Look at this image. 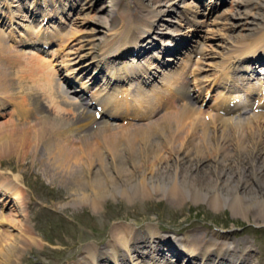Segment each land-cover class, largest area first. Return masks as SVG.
<instances>
[{
	"label": "bare ground",
	"instance_id": "obj_1",
	"mask_svg": "<svg viewBox=\"0 0 264 264\" xmlns=\"http://www.w3.org/2000/svg\"><path fill=\"white\" fill-rule=\"evenodd\" d=\"M61 1L49 0V3L44 1V4L54 6ZM122 1L113 0L106 16L100 14L96 16L97 26L94 30L98 29V31L91 38L96 41L99 39V41L97 47L93 46L92 42L90 43V51H93L89 54L95 63V70L100 68L103 74L99 79L100 83L95 85L93 90H89V96L86 93L92 77L81 81L79 86L72 84L69 88L66 87V81L80 80L81 74L89 69L91 63L80 64L73 70H68L69 73L63 72V69H69L68 66L71 65L65 61L71 60L69 56L65 59L62 58L63 56L59 58L58 52L53 55L54 65L57 67L54 73L51 74L49 70L42 71L45 65L41 64L43 63L41 60H37L41 62L42 67L36 62L35 67L32 65L34 73L27 68L32 77L27 74L18 75L19 79L22 78V82L23 80L30 81V83L35 82V86L37 85L39 89L32 90L33 85H31L30 88L28 87L29 90L24 92L25 87L15 79L17 76L15 66L21 67L19 58L25 57V49H22V45L34 44L36 40L46 45L50 40L48 41V37L43 32L34 39L28 33L27 38H24L23 33H19L23 39H16L12 30L9 29V38L21 44L20 49L12 51L11 48L5 46L2 31H0V93L6 94L4 96L7 97L6 100L0 98V110L5 109L6 103L15 102L14 110L18 117L11 123L8 122L9 127L3 130L0 128L2 130L0 131V160L7 154L9 156L15 154L20 159H25L35 154L42 146L47 155V161L42 164L49 163L52 165L51 169L56 168L61 172L58 171L60 174L57 172L60 177L73 179L71 188L76 186L73 190L80 192L79 197L73 198L75 202L86 200L93 205L108 195L127 196L130 191L135 195H141L151 190L161 191L162 194L165 192L169 198L177 201L182 200L184 194L199 198V200L207 197L213 206L219 203L220 197L223 200L229 199L232 204L237 205L241 203L240 198L254 203L256 201L259 204L264 203V125H259L264 118V112L260 111L254 115L255 118H252L254 122L247 121L244 124L240 122L232 124L230 118L225 115L226 109L233 108L229 105L230 100L226 104V98L230 95V97L234 94L239 98L243 97L245 104L247 101L255 100L256 103L254 101L252 104H256V107L260 106V101L264 99V67L259 66L262 73L258 76L252 69L253 64L248 62L256 58L255 64H264V0H234V7L221 14L222 29L231 30L229 33H223L222 30L220 35L215 36L214 39V43L220 47L218 56L222 57L223 63L217 68V72L214 73V68L205 75H202L203 69L199 67L192 69L189 81L185 79L189 76L187 71L181 70L185 74V80H182L178 76L180 73L177 69H173V66L161 68V63L157 59L154 60L153 55L142 56L144 53L142 50L156 35L165 37L161 41L171 45L173 44L172 34V36L184 34L186 38L181 41L187 44L188 35L192 32L191 28H186L181 33L183 27L173 28L170 27V21L161 24L156 22V18L162 19L164 15L171 14L170 9L176 6V8H181V11H178L179 16H171L172 20L170 18L169 20L181 26L188 15L197 10V6L190 1L183 3V0H148V2L134 0L142 10L140 16L136 9L138 5H135L134 9L133 5L130 6L131 9L127 8V13L120 11L118 15L117 11L121 9L118 7ZM5 2L8 6H14L12 0H5ZM74 2L72 0L71 5H74ZM57 10L59 9H55L53 13L50 10L45 12L43 7H39L37 11H41L46 17L47 14L57 13ZM7 17L14 19V13L9 12ZM2 21L5 24V19ZM160 25H166L167 31L162 33ZM41 29L43 27L39 30ZM91 38H88L89 42ZM141 42L143 44H140ZM78 43L77 50H82L85 46L83 40L79 38ZM128 43H130L129 47L137 53L136 56H126L132 51L127 48ZM151 43L149 47L159 52L160 46L154 48V43ZM196 47L192 49L198 56L208 55L203 47L200 46L199 49ZM215 53L218 54V52ZM5 56H10V60L13 61L8 60L10 63H7ZM135 57H137L136 60ZM77 68L79 70H75L77 74L75 76L74 69ZM183 68L185 67L182 66ZM133 74H135L133 78H130L129 76ZM156 74L160 79L159 86L156 84L158 88H152L151 94L145 90L144 83L155 80L153 77ZM93 77L98 78V76ZM253 79L257 82L255 86L251 85ZM206 82L209 84L206 85ZM128 88L132 90L129 91ZM217 88L221 90L214 98H219L217 103L225 109L221 108L222 113L219 112L213 117L209 115L211 119L207 116L203 119L204 115L201 116L202 111L198 104L200 102L198 92L206 90L209 95ZM40 94L45 96L48 106L55 108V116L53 114L51 117L44 111L46 108H42ZM92 103L100 105V112L91 107ZM60 104L70 105L67 111L71 113L68 114L69 116H64L67 109H62L64 106L61 105V108ZM157 105L164 107V113L152 123L149 122L150 124L134 125L129 122L118 124L109 120V117L125 119L148 115ZM32 117H34L33 120ZM247 123L252 126L249 124L247 126ZM249 127L252 129H248ZM240 131H243L245 135ZM103 151L106 153L104 154ZM76 163L77 166L81 163L82 170L86 168L85 176V173L81 174L80 170L73 169ZM82 170L83 173L84 170ZM19 176L12 174L11 178L1 179L4 176L0 174L1 224L9 222L12 226L16 223L15 220L8 218L11 214H6L4 207H9L10 211L15 214L19 212L21 215L22 210L19 207L21 204L17 201L22 200L23 193ZM11 203H13L12 206ZM263 217L264 214L257 215L258 219H263ZM1 231L0 258L1 261H7L4 262L5 264H11L18 250V243L21 242L16 241L17 238L8 237L12 234L9 231L5 232L3 229ZM19 232L22 236V243L25 239V247L28 243H35V237L28 236L30 232L25 228ZM214 234L216 236L213 238L199 232L192 239H189L190 236L189 241L185 236L189 248L186 254L182 253L176 257L177 242L173 241L167 233L160 232L159 234L149 224L145 233L140 235L129 226L122 225L113 236L112 242L105 245L107 250L103 247L98 249L93 245H88L84 248L85 254H80L77 257L78 260L73 263L69 262V264H130V261L132 264H168L172 262L169 257L171 255L175 256L174 264H254L252 245H249L248 241L228 239L217 231ZM5 239H10V241L4 243ZM134 256H136L135 259H133Z\"/></svg>",
	"mask_w": 264,
	"mask_h": 264
},
{
	"label": "rangeland",
	"instance_id": "obj_2",
	"mask_svg": "<svg viewBox=\"0 0 264 264\" xmlns=\"http://www.w3.org/2000/svg\"><path fill=\"white\" fill-rule=\"evenodd\" d=\"M12 1H13L12 5L16 6L14 7L15 9L13 8L11 9V11L14 13V25H13L14 29H11L9 27V24L0 26V31H2L1 33L3 35V41H4L5 46L7 48L8 47L11 48L12 51H15L16 49L21 48V46L20 47L18 46L19 41L16 43V42H13V40H10L8 36L10 30H12V33L16 39H23V37L19 35V33H23L25 36L24 38H27V36L29 37L30 35V37L34 39L35 37H37L36 36L37 34L40 35L41 32H43L48 37V41L50 40L51 42L50 48H48V52L42 53L38 51L37 49L31 48L28 46H25L28 48H25V47L22 48V49H25L24 50L25 53H27V55L29 56L28 57L24 53L25 57L24 56L23 57L26 59L28 58L27 60L29 61H27L26 59L22 57H21L22 60L21 58H19V63L21 67H19L20 68L19 69L18 68L19 65L15 66L17 67L15 68V71L17 69V76H15V79L18 83L22 84L25 87L23 88L24 92L25 91L27 92L29 90L28 87L30 88L31 85H33L31 86L32 90L33 89L39 90V89L37 85L35 86V82L30 83V81L27 82V80L26 81L23 80L22 82L21 80L22 78L19 79L20 78L19 76H22V74L23 75L27 74L28 76L32 77V74L30 71L34 73L33 69L35 65L36 64L40 65L41 63V62L39 63L37 60H41L43 62L41 64L45 65L44 66L45 68L43 67L42 71L49 70L51 74L54 73L55 70L57 69L53 61V58H54L53 55L55 52H58L59 58L62 56H63L62 58L64 59L67 56L70 57L71 61H65V62L71 63V65L68 66V68L69 67L70 68L63 69V72L69 73L68 70H71V69L73 70V68H76L80 64H85V63H91V66L89 67L88 71L82 73L81 78H85L87 75L92 76L94 73L97 72V69L95 70L94 68L95 63L89 54L91 51H93V50L90 51L89 45L92 42L94 44L93 46H96V47L98 46L99 39L96 41L91 38V36L96 34L98 31V29L94 30V28L97 26L96 16H98L99 14L101 16L102 15L106 16L107 13H109L108 11H110L111 9L113 0H75L76 5L74 6V9L67 7V4L70 3L69 0H62V4L63 6H65L64 12L60 13L62 4L57 3L55 7H59L58 8L59 12L57 14H53L52 18H49L48 20L47 18L46 20H43L41 15H39V17L36 18L34 13L36 12V9H37V3L42 4L44 1L49 3V0H24L23 2H24L25 9L23 7L21 8V5L18 3L17 0H12ZM188 1L196 5L197 10L194 12H191L192 13L191 15H188L183 25L179 26L178 24H176L177 22L171 21L172 20L171 16H175V15L179 16L180 12L178 11L179 10L181 11V8L179 7L176 8V6L172 10L170 9V11L173 14L171 13V14L164 15L162 19L156 18V22L163 24V22L165 21L166 22L170 21V27L171 26L173 28L183 27L181 33H183L186 30V28H191L192 32L190 33L189 37L193 41L192 47L197 46L196 49H199L201 46V48L203 47L204 52L208 54L207 56L200 57L197 55L196 52L192 53V52H188V50L186 51V55L188 54L186 56L187 58L185 60L186 62L179 61V62H184L185 66L179 65L180 66L179 70L178 69L177 70H178V73H180L178 76L182 80L186 79L189 81L191 77L190 74H192V71H193L192 69L199 67L203 69V71L201 72L202 75H205L207 73H210L211 69H214V68H215L214 73L215 71L217 72V68H219V66L223 63L222 57L218 56L220 54L219 53L220 47L214 43L215 42L214 39H215V36L217 37L220 35V32L222 30H223L222 31L223 33L224 32L229 33L231 31V30L227 31L225 28L222 29L223 26H221L220 24V21H221L220 18H221V14H223L224 11L231 10L234 7L235 1L234 0H223L222 2L218 1V6L216 8L214 7V4H212L211 7L208 6L209 0H183V3L188 2ZM216 1L217 0H215L214 3ZM14 2H17V3H14ZM145 2H148V0H145ZM4 4L7 5L5 3V0H0V12L2 11L4 12V14H7L8 10L6 7L4 8L5 6ZM132 5H133V9L135 8V5L136 6L138 5L136 9L137 11H139V16H140V13L142 10L140 9L139 4L134 0H123L122 2H120L118 9L119 8L121 9L117 11L118 15L120 11L121 13H125L128 9H131ZM55 7L52 4H49V6H46V4L43 5V9L45 10V12L50 9V11L52 10V13H53L54 12L53 10ZM169 18L171 20H169ZM59 20L61 22H59ZM40 27H43L41 31L39 30ZM159 28H161V31L163 32L167 31L165 29L166 25L164 26L160 25ZM27 29H30L28 30L29 35L25 34V30ZM37 30H39L40 32ZM48 33L50 36L48 35ZM213 35H214V38H212ZM79 38L83 40L84 45H85L82 48V50L81 49L77 50L78 45H79L78 43ZM88 38H91L90 42ZM156 39L161 41V40H164L165 37H161V36L158 37V35H156ZM174 40L177 43L178 41H181L184 39H181L180 37H175ZM161 42H165V41H161ZM179 43L180 42H178L177 44ZM155 52H158V51H155ZM215 52H218V54ZM4 53L6 54V52ZM31 53L32 55H30ZM67 54H70V55H67ZM81 55H84V56H81ZM36 56H37V59H36ZM4 58H7V60L4 59L6 60L7 63H10V61L11 62L13 61V60H10L11 59L10 56L9 57L5 56ZM29 58L32 60L31 62ZM8 60L10 61L8 62ZM48 61H49V64H48ZM25 63L26 65H24ZM182 66L185 68L182 69ZM186 67H188V75H189L188 78L187 77L185 78L184 77L185 74H183L181 71V70H184V72H186ZM27 68L30 71L27 70ZM75 70H79V68L74 69V71ZM76 75L77 74L75 71V76ZM157 80L160 81L159 78H157ZM132 81H136V80H132ZM99 83L100 81L97 84ZM127 83L128 82H126V84ZM150 83L152 84L151 86L152 88H156V89L158 88L156 87V83H158V81L156 82L155 80H153ZM205 84L208 85L209 82H206ZM255 84H257V82L255 81V79H253L251 82V85L255 86ZM92 86L89 85L87 89L88 93H89V90L91 91L94 89V88L93 89L90 88ZM189 86H190V83H189ZM152 88H148L145 90L152 94ZM131 90L132 89L129 88V91ZM220 90L221 89L218 88V89H215V92H211L210 98L208 100H207L208 94L206 93V90H202L198 92V94H200V102L201 103L205 102V99L207 101V104H205V106H203V108L201 109L202 111L201 116L204 115L202 117L203 119H205L206 116L209 119H211L215 114L219 113L218 103H217L218 98H214V97H216V95L220 92ZM255 91L257 92V90ZM202 93L204 95H202ZM0 94L2 95V96L0 95L1 96L0 98L6 100L7 98L5 97L6 94L4 93H0ZM132 95H134V92H132ZM39 97L41 100L42 108L43 109L46 108L44 111L48 113L50 116L53 114H54L53 116H55V108L48 106L49 104L45 96L40 94ZM45 103L47 106L45 105ZM6 105L7 106H5V109L3 108L0 110V128L2 130L9 127L10 125L9 123H11L16 118H18L14 110L15 102H8L6 103ZM61 105L62 104H60V107ZM48 107L50 109H48ZM62 107H61L62 109L64 108L67 109V110L64 109L66 111L64 116H69L68 114H71V113L70 112L67 113V111L70 105L63 104ZM51 108L52 109L54 108V109L52 110ZM260 110L261 108H259L258 110H254L253 108L245 109L242 111L235 110L233 112L228 113L226 117L230 118V121L232 122V124H235V122L236 123L240 122L244 124L247 121L252 123L254 122L253 121V119L255 118L254 115H256ZM163 113H164V110L162 111L161 109V111H158V112L155 111L154 113H152L151 116L154 119H152L151 116H144V117L136 116V118H128L127 120L124 119L118 122V124H125L128 122L132 124L133 123L146 124L148 122L147 124H150L152 123L153 120H156V118H158L160 114L162 115ZM209 115L212 117H210ZM31 119L33 120L34 117H32ZM134 120H139V121H134ZM150 120L151 122L149 123ZM263 120L260 121L259 125L261 126L264 125ZM4 123L6 124V126ZM248 124L249 123H247L246 125L248 126ZM250 126H252V124ZM259 127H256V128H259ZM1 129L0 131H2ZM248 129H252V127H249ZM240 132H242V134L244 133L243 131H240ZM156 138H158V136H156ZM207 139L208 141H210L209 138ZM103 153L105 154L106 151H103ZM7 155H4L3 159L0 160L1 161L0 163L2 165V166L0 165V169L2 168L0 170L1 171L0 174L4 176L1 179L7 178V177L11 178L12 174L20 175L19 176L20 184L22 185L21 192H23L22 200L24 199L23 200L24 202L22 200H17L18 204L19 203L21 204L19 205V207L22 210L21 215L19 212L18 214H15L13 211H10L11 209H9V207H4L5 208L4 212H6V214L8 213L11 214V215H8V218H10L11 220L12 219L15 220L16 223L14 225L12 224L11 226V223L9 222H6L5 224L4 223L1 224L0 222V225H1L0 231L2 229L5 232L9 231V233L10 234L12 233L13 236L12 234L11 235L9 234L10 236L8 237L17 238L16 241L21 242V243H18V247H17L18 248L17 252L20 251L21 253L20 252L15 253L14 261L11 264H69V262L73 263L74 261L79 259L77 257L80 254L82 253H83L82 255L85 254L84 248H86V246L88 245H93L94 247L98 249H100L99 247H103V249H106L107 247H105V245H107V243L109 242H112L114 238L113 236L115 235L116 231L119 228H121L122 225L129 226L130 228H132V230L142 235L145 233L147 225L149 224L152 225L155 231L159 232V234L160 232H163L164 234L167 233L168 235H170V238L172 237L171 239L173 241L177 242L176 244L178 245V249H179V250L177 249L178 255H181L182 253L186 254L187 249L189 248L187 244V240L189 241V239H192L193 237H195V234L202 232L208 235V237H213V236L215 237L216 235L214 233L217 231L223 237H226L228 239H236V240L243 239V240L248 241L249 242L248 244L252 245L251 250L253 251V257H252L253 263L254 264H264V220H263L264 217L263 219L261 218L262 220L257 218L258 214H264V207H263L264 203L263 202L259 204L258 201L254 203L253 201L251 202L250 200L247 201L245 198H240L241 203L239 202V205H237V204H232L229 201V199L223 200L219 196L220 197L218 199L219 203L213 206L207 197L203 198V200L202 199L199 200V198H193L188 194H184L182 200L177 201V200H173L172 198H169L165 194V192L164 194H162L161 191L155 192L153 190H151L147 194H141V195L139 194L135 195L131 191L128 193L127 196L122 195V194H115L111 196L108 195L105 198H102L100 200L101 203L99 201L94 205L92 203H89V201H86V200L75 202L74 199L75 197H79L80 192H77L78 190L77 191L73 190V189H76V186L75 188H71L73 184L72 182L73 179L69 178L68 180V178L66 177H63V178L60 177V175L58 174H60L61 172L57 170L56 168H54V170L51 169L52 165H50L49 163L48 164L45 163V165L42 164V162L47 161V158H46L47 155L45 154L44 147L40 146L35 152V154H31L29 157L25 159L24 158L20 159L15 154H12V156L11 154L10 156L9 155L7 156ZM74 165L75 166L73 167V169L75 171L80 170L81 174L85 173L84 176L86 175V168H83L84 170L83 171L81 168V163L79 166H77V163ZM81 170L83 171V173L81 172ZM11 198L14 199L13 197ZM12 204L13 203H11V206ZM23 204H26V205H23ZM22 206H24V208ZM12 213L14 215H12ZM15 226L16 228H14ZM23 228H25L26 231L30 232L28 236L31 235L35 237L36 240H38V241L34 240L35 243L33 244L27 242L28 248L24 246V244L26 243L25 239L23 240V243H22V236H20L21 233L19 232V230H23ZM171 232H173V234ZM185 236L187 240L185 239ZM148 240H149V243H151L150 242L151 240L150 239ZM8 241H10V239H5L3 242L6 243ZM198 244H201V243L198 242ZM82 255L80 257H82ZM108 255H111V254H108ZM135 258L136 256L133 257V259ZM171 258L173 260L174 256H172ZM120 260L123 261L122 259ZM4 262L6 263L7 261H4V260L1 261V258H0V263L5 264ZM194 262H197V261H194ZM174 263H175V260L174 262H171L168 264H174ZM130 264H132L131 261H130Z\"/></svg>",
	"mask_w": 264,
	"mask_h": 264
}]
</instances>
